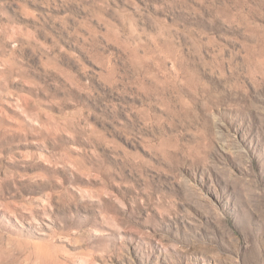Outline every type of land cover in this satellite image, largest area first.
<instances>
[{
  "label": "rangeland",
  "instance_id": "374dc122",
  "mask_svg": "<svg viewBox=\"0 0 264 264\" xmlns=\"http://www.w3.org/2000/svg\"><path fill=\"white\" fill-rule=\"evenodd\" d=\"M0 264H264V0H0Z\"/></svg>",
  "mask_w": 264,
  "mask_h": 264
}]
</instances>
